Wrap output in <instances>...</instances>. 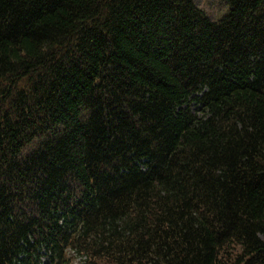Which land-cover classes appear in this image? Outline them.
I'll return each instance as SVG.
<instances>
[{
	"label": "trees",
	"instance_id": "obj_1",
	"mask_svg": "<svg viewBox=\"0 0 264 264\" xmlns=\"http://www.w3.org/2000/svg\"><path fill=\"white\" fill-rule=\"evenodd\" d=\"M0 0V264H264V0Z\"/></svg>",
	"mask_w": 264,
	"mask_h": 264
},
{
	"label": "rangeland",
	"instance_id": "obj_2",
	"mask_svg": "<svg viewBox=\"0 0 264 264\" xmlns=\"http://www.w3.org/2000/svg\"><path fill=\"white\" fill-rule=\"evenodd\" d=\"M198 5L213 19H220L225 12V0H196Z\"/></svg>",
	"mask_w": 264,
	"mask_h": 264
}]
</instances>
